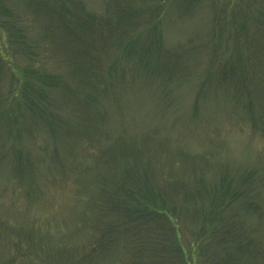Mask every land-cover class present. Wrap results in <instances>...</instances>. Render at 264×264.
Listing matches in <instances>:
<instances>
[{"label":"rangeland","instance_id":"1","mask_svg":"<svg viewBox=\"0 0 264 264\" xmlns=\"http://www.w3.org/2000/svg\"><path fill=\"white\" fill-rule=\"evenodd\" d=\"M32 2L0 0V264H264V0H160L150 66L97 25L71 38L110 0ZM115 200L170 217L157 246L105 229Z\"/></svg>","mask_w":264,"mask_h":264},{"label":"trees","instance_id":"2","mask_svg":"<svg viewBox=\"0 0 264 264\" xmlns=\"http://www.w3.org/2000/svg\"><path fill=\"white\" fill-rule=\"evenodd\" d=\"M28 3L30 0H27ZM147 0H110L109 6L106 9V13L103 17H100L99 19L93 20L91 15L87 17H82L79 18V16L75 19L76 21V26H72L69 22H65L64 26L65 28L68 29L71 38L73 36H77V32H79L78 28L84 30L82 23L87 24V31H85L83 34L78 33V36L82 38V36L92 33L89 30H93L94 26L97 25L96 31L99 29H103L104 32L108 33L109 35L116 36L117 41L122 44L126 41V49L128 52L133 54V56H136L140 62L144 66H150L151 61L154 59V54L152 48H155L158 43L157 41V34L155 33L156 27L154 28V24L160 23L162 21V18L164 17L166 10L165 7H162V4H159L160 0H158L157 3H155L156 7V18L152 20V26L151 28H148V31L145 29L141 28L144 26L145 20L143 17V14L146 12L142 10L143 2ZM150 2H154L157 0H148ZM200 0H182V4H177V9L181 10L180 11V16L183 18H189L193 16L194 14V8L197 5V2ZM32 2V0H31ZM33 3V2H32ZM34 5V4H33ZM51 10H54L53 6L49 4L47 6V11L48 13H51ZM36 11L40 12V10ZM57 12L56 10H54ZM43 12V11H42ZM41 13V12H40ZM45 13H47L45 11ZM62 14V12H61ZM63 15V14H62ZM64 16V15H63ZM52 17V16H51ZM132 32V33H131ZM128 33H131L129 36ZM129 36V40H126L127 37L125 38V35ZM259 39V36L256 37ZM156 40V41H155ZM159 41V39H158ZM258 46L262 47L261 43H258ZM255 51V50H254ZM157 52L155 51V54ZM175 53V52H174ZM166 56V55H165ZM183 57V56H182ZM181 57V58H182ZM180 55H177L175 59L179 60ZM180 58V59H181ZM256 58V56L252 55V58L248 57L247 62L251 63V60ZM48 60V59H47ZM85 60L84 57L81 58L80 61H77L76 59L74 60V64L76 67L79 69V66H82V61ZM258 60V59H257ZM158 61H161V56H158ZM258 64V63H256ZM256 64H251L252 68ZM79 65V66H78ZM169 65V64H168ZM159 67V72L164 73L165 71L170 70V67ZM83 72L86 73V76H89L90 79L97 77L98 78V73H93L90 74L85 68H81ZM233 71L230 72H224L227 78H234V73ZM29 97V96H27ZM82 99V98H81ZM32 101V100H31ZM3 116V115H2ZM1 116V117H2ZM84 125V124H83ZM82 128V126H81ZM78 131V130H77ZM78 133V132H77ZM43 150V149H42ZM44 151V150H43ZM13 180V179H11ZM31 183V182H30ZM26 185V184H24ZM128 185L131 186L132 182H128ZM24 188V187H23ZM121 189H126L127 190V185L125 183L122 184ZM24 190H32V189H26ZM108 198L106 197L105 201H107ZM107 202L103 203H98L97 208L101 209L105 206ZM126 203H120L118 200H115L113 210L119 211L123 216L124 219L118 218V217H109V220H112L110 225L107 226V228H114V229H120L123 232V236H127L125 239L126 241H129L132 243L133 247H138L142 250H148V248H153V246H157V240H158V235L161 233L160 232V227L158 222L162 223L163 226L167 228V225L170 224V217H167L166 214H164L161 210H154L153 212H150L152 210L149 209V207H141V206H134L130 201ZM112 205V203H110ZM248 208H250V205L248 204ZM149 225V226H148ZM120 226V227H118ZM170 227V225H169ZM104 229V230H105ZM103 231L101 232V237L104 239L105 233ZM171 234L174 235L173 232ZM175 236V235H174ZM99 238V237H98ZM98 238L95 239L96 243H94V251H98L100 248L104 247L105 242L101 238L98 240ZM172 244H174V240L170 241ZM130 246V245H129ZM175 250L177 253H180V247L179 246H174ZM157 253V252H156ZM181 257V256H180ZM185 264H190L187 262V260L184 262ZM218 264H223V261H221ZM225 264V263H224Z\"/></svg>","mask_w":264,"mask_h":264}]
</instances>
